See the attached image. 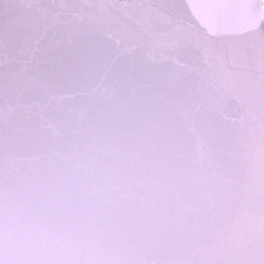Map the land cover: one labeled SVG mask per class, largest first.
<instances>
[{
  "label": "clouds",
  "instance_id": "1",
  "mask_svg": "<svg viewBox=\"0 0 264 264\" xmlns=\"http://www.w3.org/2000/svg\"><path fill=\"white\" fill-rule=\"evenodd\" d=\"M174 87L0 110V264H264V131Z\"/></svg>",
  "mask_w": 264,
  "mask_h": 264
},
{
  "label": "snow or ice",
  "instance_id": "2",
  "mask_svg": "<svg viewBox=\"0 0 264 264\" xmlns=\"http://www.w3.org/2000/svg\"><path fill=\"white\" fill-rule=\"evenodd\" d=\"M35 5L32 0H0V43L5 40H23L18 66L4 70L0 62V110L30 104L49 91L52 73L69 59L77 60L80 43L72 33L34 35L28 27V12ZM161 10L140 34L139 47L118 49L109 61L90 58L81 74L75 78L65 74L63 79L83 85L88 73H112L123 61V70L129 76L141 70V61L172 68L169 87L183 80L186 73L196 79L185 81L184 90L201 89L226 93L230 90L233 67L247 60L246 52L229 42L241 31L256 29L261 37L259 49V131H264V0H209L191 4L192 13L203 25L195 24L182 3H161ZM205 29L207 31H205ZM183 61V62H181ZM253 114L249 104L245 119Z\"/></svg>",
  "mask_w": 264,
  "mask_h": 264
},
{
  "label": "water",
  "instance_id": "3",
  "mask_svg": "<svg viewBox=\"0 0 264 264\" xmlns=\"http://www.w3.org/2000/svg\"><path fill=\"white\" fill-rule=\"evenodd\" d=\"M207 2L209 0H32L35 7L28 12V27L34 35H43L46 30L51 35L72 33L81 46L77 60L69 59L58 69H48L52 73L49 90L71 92L86 86L111 83L126 96H138L141 93L149 94L155 88L169 87L172 68L152 65L147 61H141V70L131 76L123 70V61L114 66L112 73L90 72L82 86L64 80L63 76H79L93 56L100 61H109L120 48L139 47L142 43L140 34L161 13L155 7L161 3L184 4L191 20L203 28L192 13L191 4ZM258 27L241 31L229 38L233 46L246 52L247 60L235 67L229 60L228 70L234 75L228 92L184 90L185 81L196 79L192 73H186L183 80L177 81L174 86L179 91L175 97L176 102L194 111L211 114L216 120V132L220 136H227L231 132L233 121L245 118L244 113L249 104L253 114L246 118V122L249 127L259 131L261 37ZM24 47L23 40H5L0 43V62L4 70L18 66Z\"/></svg>",
  "mask_w": 264,
  "mask_h": 264
}]
</instances>
